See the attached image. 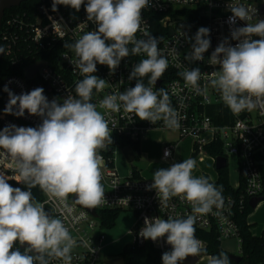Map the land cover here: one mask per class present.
I'll use <instances>...</instances> for the list:
<instances>
[{"label": "clouds", "instance_id": "9594fccd", "mask_svg": "<svg viewBox=\"0 0 264 264\" xmlns=\"http://www.w3.org/2000/svg\"><path fill=\"white\" fill-rule=\"evenodd\" d=\"M151 0H52V11L58 5L69 6L79 12L85 6L87 20L96 30L83 34L64 47L74 50L78 59L74 68L83 77L76 83L73 97L62 103L48 101L44 89L37 87L28 93L16 95L7 86L9 100L5 114L23 117L39 116L42 123L36 127L10 125L0 130V155L10 157L15 170L28 190L12 187L0 174V264H50L49 258L62 259L70 264L75 241L59 218L50 216L43 204L36 202L30 191L40 189L64 201L75 194L76 202L86 208H96L105 202L101 183L100 150L112 143L111 132L105 116L91 102L93 90L102 91L106 81L98 78L97 63L114 72L123 58L146 54L133 66L129 80L134 87L105 96L99 107L118 112L123 109L140 120L155 124L163 121L166 127L179 128L178 113L172 108L169 93L160 88L153 90L169 66L161 54L159 40L147 28L142 27V12ZM230 23L236 19L247 21L246 26L232 31V39L240 41L235 46L220 43L209 58L211 65H219L213 73L211 85L220 91L224 103L234 112L264 108V20L255 24L249 10L242 6H230ZM140 32L144 38H137ZM210 30L200 27L192 38L191 52L185 59L201 61L210 47ZM259 39H253V37ZM243 38V39H241ZM111 41V43H109ZM129 45H132L129 49ZM0 48V53H3ZM186 86L201 93L199 68L180 73ZM148 77V86L143 78ZM78 97V98H77ZM253 97L255 100H253ZM165 157L170 155L165 151ZM196 161L186 159L170 167L154 172L150 188L155 189L166 204L172 197L185 199L192 205L194 214H207L213 207L223 205L222 188L211 183L208 177H194ZM196 215L185 218H145L139 236L153 242L167 237L171 251L162 255L163 264H180L188 256H199L201 242L195 237ZM27 244L22 252L15 247ZM47 257V258H46ZM209 264H230L228 254L221 252L209 259Z\"/></svg>", "mask_w": 264, "mask_h": 264}, {"label": "built area", "instance_id": "2783aa9c", "mask_svg": "<svg viewBox=\"0 0 264 264\" xmlns=\"http://www.w3.org/2000/svg\"><path fill=\"white\" fill-rule=\"evenodd\" d=\"M229 5L246 7L252 16L249 23L264 20V0H151L150 6L142 12V27L159 40L161 54L169 61L167 70L157 80L159 83L156 82L153 90L163 88L169 93L171 106L178 113L179 128L166 127L162 120L155 124L140 120L123 109L112 112L99 107V102L105 96L135 86L136 80H129V75L134 65L147 58L146 54H130L111 73L106 65L97 63L94 75L104 79L106 86L99 92L93 90L91 102L97 104V110L105 116L112 130V143L100 150L103 157L101 183L105 191V202L94 208L98 214L94 216L89 209L74 200L75 194H69L61 201L42 190V198L34 199L43 204L50 216L61 219L73 237L75 245L70 253V264H107L108 259L102 257V252L106 247L104 231L110 228L100 216L104 210L133 212L135 222L129 231L133 234V240L128 244L143 246L149 242L162 255L171 250L166 235L155 242L139 236L146 217L166 220L168 216L185 218L196 215L195 229L207 232L214 230L221 242L236 240L241 254L243 238L238 218L250 207L252 199L264 197V108L257 106L234 112L224 103L220 91L210 83L213 73L219 71V65L209 63L212 52L222 42L226 41V46L239 43L232 39L231 33L247 24V21L238 18L235 23L229 22L232 16ZM57 8V11H52V0H39L34 15L15 13L2 22L0 43L5 50L3 57L6 56L11 66L22 63L28 57L33 58L31 64L39 61L45 63L32 78H26L24 73L3 78L0 130L10 125L36 128L42 123L41 117L29 115L27 111L23 117L5 114L4 108L9 100L8 92L4 91L5 86L16 95L42 87L49 102L56 99L62 103L69 95L76 96V83L83 77L74 68V62L78 59L74 50L64 45L72 44L83 34L96 30V25L87 20L84 5L79 12L64 5H58ZM200 27L210 30L207 37L211 42L210 47L203 54V60L190 62L185 56L191 52L194 43L192 38ZM137 38L144 37L138 32ZM253 39L259 37L254 36ZM128 47L131 49L132 45ZM42 54H47L48 58H37ZM194 68L201 71L198 83L202 91L199 94L191 86H186L180 75ZM143 82L148 86V77H144ZM164 129L175 130L179 138L164 146L163 158L174 159L178 143L185 137L193 140V154L196 156L207 153L208 146L220 147L223 152L220 156L227 159V165L230 156L238 161L239 180L237 185H231L234 190L242 186L241 190L235 194H222V207H213L207 214H194L191 203L180 197H172L166 204L162 202L157 191L150 188L154 181L142 177L137 169L136 172L132 170L128 176L120 175L114 164V148L120 146L123 151L127 146L122 145L123 142L139 143L145 134ZM166 150L170 152L167 157L164 155ZM133 151L136 157V149L133 148ZM0 152L3 150L0 149ZM213 158L215 162L216 158ZM0 174L8 181L21 180L11 158L4 155H0ZM247 222L251 234L264 239V227L256 232L254 226L257 223H251L249 215ZM195 237L205 250L206 240L197 235ZM49 259L50 264H64L62 259Z\"/></svg>", "mask_w": 264, "mask_h": 264}, {"label": "rangeland", "instance_id": "374dc122", "mask_svg": "<svg viewBox=\"0 0 264 264\" xmlns=\"http://www.w3.org/2000/svg\"><path fill=\"white\" fill-rule=\"evenodd\" d=\"M179 135L175 130L164 129L151 131L140 139L139 149L136 150V158L131 163L128 162L120 146L114 148V164L119 174L122 176L130 175L135 167L142 177L153 179L154 172L159 168L170 167L173 163H180L186 159L196 161V167L192 172L194 177L209 175L216 178L217 170L214 165V158L208 153L203 152L199 156L193 155V140L190 137L181 139L178 143L174 159L163 158V148L166 144L178 140ZM238 161L230 156L228 159V170L230 183L235 186L238 183ZM261 205L249 214L251 223L256 222L254 230L259 232L264 227V200ZM135 222V215L131 211H122L115 221V225L105 230L106 247L102 252L104 259H113L121 255L126 244L131 243L133 234L129 233ZM222 247L227 254H239L240 248L236 240H223ZM171 251V250H168ZM209 256L204 255L197 264H209ZM183 262V261H182ZM180 262V264L182 263ZM102 264H105L104 262ZM264 264V262L262 263Z\"/></svg>", "mask_w": 264, "mask_h": 264}, {"label": "trees", "instance_id": "16d2710c", "mask_svg": "<svg viewBox=\"0 0 264 264\" xmlns=\"http://www.w3.org/2000/svg\"><path fill=\"white\" fill-rule=\"evenodd\" d=\"M39 4V0H27L21 3L20 6L11 8L5 11L2 22L6 19L7 16L15 13H26L29 16L35 14L37 10V6ZM111 43V41H109ZM39 57L48 58V55H38ZM32 57L25 58L22 63H19L15 66H11L9 60L4 56L0 63V113L2 111L3 104V91H2V82L3 78L7 75L11 74H19L22 75L27 66H29L32 61ZM140 143H131V142H123L122 145H131L134 149H139ZM207 153L212 157H218L223 154L220 147H207ZM196 156V154H193ZM133 171L136 172V168H133ZM218 177L216 180H212L208 175H204V177H208L211 183H214L217 187L222 188V194H235L238 193L242 186L234 190L230 180H229V170L228 165L218 170ZM8 183L12 187H19L21 190H28L27 186L24 184L22 180L19 181H8ZM32 196L34 199L42 198V189L39 186L33 187L30 189ZM252 212V208L247 207L245 212L241 214L238 218V222L241 228L242 233V247H241V255L243 260L239 263L233 262L230 259V264H262L264 262V239L258 236H253L250 232V226L247 222V216ZM119 211L112 210H104L100 212V216L102 217L104 224L111 228L115 225V221L119 216ZM195 235L202 237L206 240L207 246L205 248L206 251H203V254L207 256H216L221 252L227 254V252L222 247V242L218 239V236L214 230L209 232L195 229ZM15 247L19 248V243L15 245ZM20 249V248H19ZM21 250V249H20ZM22 251V250H21ZM23 252V251H22ZM121 255L125 259L126 264H163L162 262V253L159 249L153 247L149 242H146L143 246H137L132 244H126L123 248Z\"/></svg>", "mask_w": 264, "mask_h": 264}, {"label": "water", "instance_id": "95a60500", "mask_svg": "<svg viewBox=\"0 0 264 264\" xmlns=\"http://www.w3.org/2000/svg\"><path fill=\"white\" fill-rule=\"evenodd\" d=\"M25 1H27V0H0V28L2 25V20L4 17L5 11L9 10L11 8H14V7H18L21 5V3L25 2ZM0 48H2L4 50V47L1 43H0ZM4 52H5V50L3 51V53H0V63L2 61ZM44 63H45L44 61H39V62H36L34 64L27 66L24 70L25 77L26 78H32L35 75V73L44 65ZM157 83H159V81H157ZM123 153L125 154L128 162L132 163L136 158L135 153L133 151V148L130 145H127L123 148ZM214 165H215V169L217 171L221 170L227 166V159L223 156H218V157H216ZM74 200L76 201L75 195H74ZM262 200H264V197L252 199L250 201V207L252 209H255ZM87 209H89L90 212L94 216L98 215L94 208H87ZM48 214L51 215L50 212H48ZM26 247H27V244L19 245V248L22 250L25 249ZM202 254L203 253H201L199 256H188L181 264H197L199 262L201 256H202ZM228 257L231 261L236 262V263H239L243 260V257L241 254H228ZM106 263L107 264H125V259L121 255V256H118V257L113 258V259H108L106 261Z\"/></svg>", "mask_w": 264, "mask_h": 264}, {"label": "crops", "instance_id": "0c3cea01", "mask_svg": "<svg viewBox=\"0 0 264 264\" xmlns=\"http://www.w3.org/2000/svg\"><path fill=\"white\" fill-rule=\"evenodd\" d=\"M208 176H209V175H208ZM217 177H218V172H217V174H216V178H214V179H213V178H211V177L209 176V178H210V179H212V180H216V179H217ZM260 205H261V203H260L258 206H260ZM258 206H257V207H258ZM257 207H256V208H257ZM209 258H210V256H209Z\"/></svg>", "mask_w": 264, "mask_h": 264}, {"label": "flooded vegetation", "instance_id": "af4514ba", "mask_svg": "<svg viewBox=\"0 0 264 264\" xmlns=\"http://www.w3.org/2000/svg\"><path fill=\"white\" fill-rule=\"evenodd\" d=\"M120 256V255H119Z\"/></svg>", "mask_w": 264, "mask_h": 264}]
</instances>
